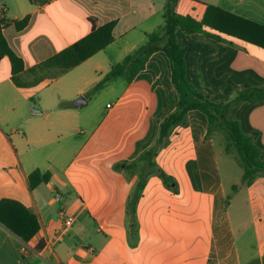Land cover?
Masks as SVG:
<instances>
[{"label": "crops", "instance_id": "1", "mask_svg": "<svg viewBox=\"0 0 264 264\" xmlns=\"http://www.w3.org/2000/svg\"><path fill=\"white\" fill-rule=\"evenodd\" d=\"M166 3L0 0V35L22 59L24 71L116 23L106 48L60 77L31 76L37 83L32 87H17L10 60L0 58V201L22 203L40 223L28 252L26 242L0 223V264H264V208L259 220L252 218L246 227L244 254L230 202L226 205L217 146L213 136L206 137L208 119L199 110L188 113V125L177 127L159 152L157 164L174 182L166 187L159 176L148 178L137 206L139 240L134 246L128 241L127 201L136 178L128 181L116 167L151 147L160 123L176 108L177 92L163 52L155 53L131 83L124 81L116 101L101 109L84 108L89 101L74 105L164 25ZM181 6L178 0L180 14ZM25 18L27 26L18 29L16 23ZM182 41L192 84L211 91L214 100L264 86L263 48L206 34L186 35ZM217 91L224 96H215ZM232 117L246 127L245 134L258 133L255 143L264 161V102L240 103ZM35 172L48 173L49 181L32 188ZM218 201L227 213L225 223L217 222Z\"/></svg>", "mask_w": 264, "mask_h": 264}, {"label": "trees", "instance_id": "2", "mask_svg": "<svg viewBox=\"0 0 264 264\" xmlns=\"http://www.w3.org/2000/svg\"><path fill=\"white\" fill-rule=\"evenodd\" d=\"M178 0H167L164 9V25L149 35L146 44L128 55L122 62L114 65L93 88L96 93L107 87L111 82L122 79L131 83L140 72L145 70L149 59L157 52H163L169 60L171 82L177 92L175 110L167 115L159 125L158 135L154 144L143 151L134 161L123 162L117 170L124 173L128 181L136 178L132 192L127 201L126 226L130 245L139 240V221L137 206L150 176H159L166 187H172L174 180L157 164L159 152L168 145L169 138L177 127L188 125V113L199 110L208 119L207 138L214 136L216 129L225 134L226 150L235 149L244 170L243 180L253 181L263 172L264 161L261 150L255 143L258 133L247 135L243 132L240 122L232 117L234 106L243 102H264V86L251 87L238 91L236 98L227 101L212 99V92L198 90L191 82L187 62V47L182 36L206 34L217 41L237 38L243 42L264 49V24H260L214 5H206L203 18L198 20L192 15L176 12ZM28 18L17 22L18 29L28 24ZM116 23L111 22L94 30L69 49L48 59L27 71L24 63L9 47L5 38L0 35V58L6 56L11 62L12 80L17 87H32L37 83L31 80L46 76L54 79L60 77L80 65L99 51L106 48L114 40L113 30ZM43 72L45 75H40ZM38 82V80H36ZM50 175L35 172L30 176L32 188L42 182H48ZM229 206V199L226 201ZM0 223L8 228L22 241L28 243L39 232L38 217L22 203L12 199L0 201Z\"/></svg>", "mask_w": 264, "mask_h": 264}, {"label": "rangeland", "instance_id": "3", "mask_svg": "<svg viewBox=\"0 0 264 264\" xmlns=\"http://www.w3.org/2000/svg\"><path fill=\"white\" fill-rule=\"evenodd\" d=\"M181 1V14H189L197 19L199 18V20L203 18V10L206 5H214L251 21L264 24V0ZM183 37L184 36H182V38ZM114 82L115 83L111 84V86L99 92L93 93L91 91L90 94L87 93L84 97L88 99L91 98V100H89L88 105H86L84 108L90 106L95 107L96 105L101 109L107 103L116 101L121 92H123L124 90L125 82L122 79H118ZM215 96L220 97L224 96V94L221 91H217ZM233 96H236V93H233V95L230 96L228 100H233ZM223 101H227V99ZM245 115V113L242 114V120ZM245 129L246 127L244 126L242 130L245 132ZM213 138L215 140L219 154L224 183L230 202V213L231 217L234 220L236 229V236L240 244L242 253L244 252V254H246L248 247L246 227L250 225V220L252 218H255V220H259L262 212L261 209L264 208V202L261 200L259 202V197H264V184H262L261 182V179L264 178V173H259L257 175V177H259L257 178V180L254 179L253 181H244V170L242 168L238 153L234 148L229 151L225 149L226 139L224 132L216 129ZM167 146H165L164 148H166ZM226 214L227 213L223 208L221 201H218L216 214L217 222L225 223L227 219Z\"/></svg>", "mask_w": 264, "mask_h": 264}, {"label": "water", "instance_id": "4", "mask_svg": "<svg viewBox=\"0 0 264 264\" xmlns=\"http://www.w3.org/2000/svg\"><path fill=\"white\" fill-rule=\"evenodd\" d=\"M89 100H91V98L86 99L84 96H80L74 101V105L76 107H82V106L86 105Z\"/></svg>", "mask_w": 264, "mask_h": 264}, {"label": "built area", "instance_id": "5", "mask_svg": "<svg viewBox=\"0 0 264 264\" xmlns=\"http://www.w3.org/2000/svg\"><path fill=\"white\" fill-rule=\"evenodd\" d=\"M60 200H61V197L60 196L56 195L54 197V201L55 202H59ZM31 250H32V248L30 247V245L28 243H25L24 244V252H28V251H31Z\"/></svg>", "mask_w": 264, "mask_h": 264}]
</instances>
